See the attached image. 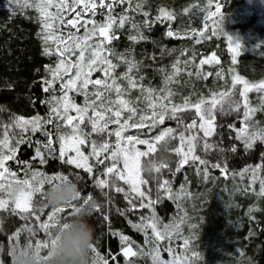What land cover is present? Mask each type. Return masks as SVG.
<instances>
[{"label": "snow or ice", "instance_id": "6c2138e0", "mask_svg": "<svg viewBox=\"0 0 264 264\" xmlns=\"http://www.w3.org/2000/svg\"><path fill=\"white\" fill-rule=\"evenodd\" d=\"M212 3L213 0H208L209 5ZM145 4L146 0H6L4 8L10 17L21 15L38 25L36 38L41 43V54L55 58L54 64L43 66L45 74L33 83V87L39 83L41 92L47 95L40 98L33 93L32 104L35 107L39 100L47 106V113H37L31 118L12 115L10 123H0V231H4L7 220L8 239L14 241L8 253L11 257L14 258L17 248L25 246L35 249L37 254L45 252L50 245L55 246L69 217L96 214L109 238L118 240L119 251L106 250L107 254L102 255L94 242L92 264H120V255L124 264H135L133 257H150L152 264H189L193 257L198 261L200 253L189 248V238H184L182 243L191 257L178 254L172 247V241L181 238V225L187 214L171 224L163 223L156 214V205L164 199L178 202L192 196L185 187L187 177L178 191L173 190L170 178L186 166L195 168L205 181L210 170H217L224 179L247 177L248 185L237 190L264 198V152L259 153L255 164L246 163L239 170L231 166L241 145L245 154H250L258 143L264 144V126L255 120L256 114L264 111V80L253 84L235 74L231 88L210 91L206 96L196 93L193 78L207 81L213 75L218 79L224 77L221 71L204 68L220 63L216 53L200 58L197 63V54L193 52L188 59H177L170 72L160 69L164 73L162 87L146 85L144 75L140 74L142 61L136 59L135 49L129 47L119 52L114 43L120 40L122 30L128 31L127 39L132 45L149 39L142 30L144 27L150 30L152 25ZM29 10L36 13L35 17L28 16ZM190 11L184 9L185 14ZM135 15L145 19L137 22ZM97 16L102 19H96ZM213 17L220 19L213 20L217 27L210 34L206 35L207 25L203 30L193 27L189 38L194 37L195 43L200 44L223 33L235 65L242 46L224 32L219 4L214 12L208 13L207 18ZM155 19L171 22L176 19V13L160 7ZM166 35L180 38L171 28ZM121 67L125 71L118 72ZM181 74L189 79L181 81ZM173 85L191 86L192 93L176 102L178 92ZM237 85L242 87L238 89ZM253 90L261 94L258 105L249 99L248 93ZM133 92L138 95L133 96ZM76 97H81V102L77 103ZM226 117L234 119L229 121ZM167 121H175V127H161ZM131 130L143 131L129 134ZM36 133L44 139H33ZM225 134L234 142L226 144ZM25 144L33 149L27 160L18 156L20 146ZM85 147L90 152L86 153ZM213 154L216 158L208 159ZM50 159L87 173L102 199L79 191L71 202L59 207L51 205L49 190L71 181L62 172L49 176L37 168V165L47 166ZM9 161L17 167L13 169ZM101 165L103 168L99 169ZM96 171L100 172L99 176L94 175ZM257 183L259 191L255 189ZM118 195L124 201L123 207L115 206ZM81 200L78 206L75 202ZM113 209L131 228L143 234V244L147 247L112 228ZM177 209L184 211L180 203ZM132 216L137 219L134 221ZM36 231L43 232L48 239L20 244L22 232L33 236ZM162 252H167L171 259H162ZM0 264L5 262L0 260Z\"/></svg>", "mask_w": 264, "mask_h": 264}, {"label": "trees", "instance_id": "16d2710c", "mask_svg": "<svg viewBox=\"0 0 264 264\" xmlns=\"http://www.w3.org/2000/svg\"><path fill=\"white\" fill-rule=\"evenodd\" d=\"M5 3L6 0H0V123L7 124L11 122L10 116L12 115L31 118L37 113L41 115L47 113V106L40 104L39 100L36 101L35 107L32 104L33 93L40 98L47 95L41 92L39 83H36L35 87H33V83L45 74L43 66L54 64L55 58L49 59L41 54V43L36 38L38 25L21 15L10 17L4 8ZM217 4L221 6L223 13L224 32L242 46V54L238 57V62L235 65L232 64V54L228 51V43L223 33L211 40H204L200 44L195 43L194 37L189 38L192 37L190 29L193 27L203 30L207 25L206 35L217 27L213 24V20L219 21V17L207 18L209 12L215 11ZM160 7L174 11L176 19L171 22L156 21L155 17ZM185 8L191 10L189 14L184 13ZM145 10L150 12L147 19L152 21V25L150 30L147 27L142 30L149 39L132 45L127 39L128 31L122 30L123 34L120 36V40L114 43L119 52H123L129 47L135 49L136 59L142 61L143 66L140 74L144 75L146 85L162 87L164 73L160 69L164 68L170 72L171 65L177 59L181 61L188 59L193 52L197 54V63L200 58L216 53L220 63L214 67L205 65L204 68L212 72L221 71L224 77L218 79L213 75L207 81L193 78L196 93L206 96L210 91L231 88L232 77L235 74L253 84L264 80V0H213L211 5L208 4V0H146ZM27 14L30 17L36 15L32 10H29ZM96 19L100 20L102 17L97 16ZM135 19L140 22L145 18L142 15H135ZM169 28L180 38L168 37L166 34ZM152 56H155L156 59L153 60ZM37 69L40 70L39 73H37ZM123 71H125L124 67L118 69V72ZM179 79L187 81L189 78L181 74ZM5 85L11 87H5ZM173 87L178 92L175 97L176 102H180L181 96L192 93L191 86L181 88L179 85H173ZM241 87V85H237L238 89ZM132 95L136 96L138 93L133 92ZM248 95L253 105L260 103V93L253 90ZM81 99V97H76L77 103L81 102ZM192 99H196L195 94L192 95ZM225 119L232 121L234 117ZM255 120L264 126V111L258 112ZM167 126L175 127V121H167L161 127ZM239 126L240 124L237 122V127ZM111 127L115 128L116 126L112 125ZM138 131L143 130H131L129 134ZM154 134L150 133V135ZM36 138L44 139L40 133L35 134L33 139ZM93 139L96 137L94 136ZM112 139L114 141V137ZM224 140L226 144L234 142L229 140L227 134H225ZM235 143L239 144L238 141ZM55 146L58 155L59 145ZM140 147L144 148L143 145ZM83 150L86 153L90 152V148L87 147ZM260 152H264V144L258 143L250 154H245L241 145L238 153L231 160L232 168L239 170L246 163L255 164ZM32 155L31 147L27 144L20 146L18 153L20 159L27 160ZM215 158V154L208 157L210 160ZM9 164L13 169L17 167L11 161ZM37 168L49 176L61 172L67 174L69 180L77 185L78 191L83 195L93 194L97 199H102L99 190L94 187L93 179L81 169L63 165L58 159H50L47 166L37 165ZM98 168L102 169L103 166H98ZM77 174H79V179ZM94 175L99 176L100 172L96 171ZM21 177L23 178L22 173ZM185 177L188 181L185 187L192 193L189 199L178 202L164 199L163 202L156 205V214L163 223H174L178 217L187 214L185 223L181 225V238L172 241V247L176 249L177 253L187 254L191 257V252H187L182 243L184 238H189L191 240L189 248L199 252L201 257L198 261L194 257L191 258L189 264H264V198L253 195L251 192L245 195L237 190L248 185V178L241 179L237 176L224 179L217 170H210V176L205 181L201 175H197L195 168L186 166L181 173L170 177L173 180L174 191L179 190V186L185 182ZM154 185L155 182H153V187ZM48 187L45 185V188ZM255 189L259 191L258 183L255 185ZM75 203L79 206L82 200ZM177 203H180L184 209L183 212L178 211ZM225 204H228V207H225ZM115 206H124V201L119 195L116 198ZM143 211L146 215L149 214L147 209ZM72 218L69 217V219ZM85 218L95 230L94 242L101 254L106 255V250L118 252V240L109 238L104 223L98 219L97 215H86ZM131 219L135 221L137 218L132 216ZM111 220L113 229L122 231L134 242L147 247L143 244V234L131 228L124 217L115 214L114 209ZM17 224H23V221H17ZM191 225H196V227L192 228ZM8 231V221L5 220L4 231H0V249H3L0 251V260H3L5 264H13V257L8 253L14 241L8 239ZM47 239L48 237L41 231H36L33 236L22 232L19 237L22 246L29 242L35 243L37 240ZM161 257L165 260L171 259L167 252H162ZM131 259L135 264H152L150 257H133ZM118 260L120 264H124L122 255L118 256Z\"/></svg>", "mask_w": 264, "mask_h": 264}, {"label": "clouds", "instance_id": "9594fccd", "mask_svg": "<svg viewBox=\"0 0 264 264\" xmlns=\"http://www.w3.org/2000/svg\"><path fill=\"white\" fill-rule=\"evenodd\" d=\"M75 183L61 185L49 190V203L63 206L78 195ZM55 246L37 254L35 249L17 248L13 264H92L91 249L95 239V230L85 215L79 214L69 220L67 227L58 234ZM47 256V259L43 257Z\"/></svg>", "mask_w": 264, "mask_h": 264}, {"label": "rangeland", "instance_id": "374dc122", "mask_svg": "<svg viewBox=\"0 0 264 264\" xmlns=\"http://www.w3.org/2000/svg\"><path fill=\"white\" fill-rule=\"evenodd\" d=\"M114 139H115V138H114ZM224 206H225V207H228V204H225Z\"/></svg>", "mask_w": 264, "mask_h": 264}]
</instances>
